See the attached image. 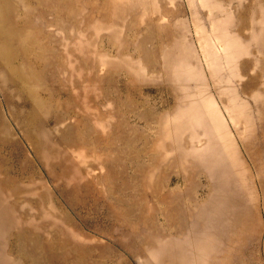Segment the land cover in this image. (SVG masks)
Segmentation results:
<instances>
[{"label":"rangeland","instance_id":"1","mask_svg":"<svg viewBox=\"0 0 264 264\" xmlns=\"http://www.w3.org/2000/svg\"><path fill=\"white\" fill-rule=\"evenodd\" d=\"M0 264H264V0H0Z\"/></svg>","mask_w":264,"mask_h":264}]
</instances>
